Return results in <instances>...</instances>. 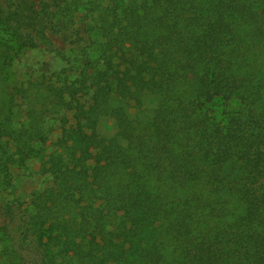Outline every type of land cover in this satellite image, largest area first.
Segmentation results:
<instances>
[{
  "label": "trees",
  "instance_id": "16d2710c",
  "mask_svg": "<svg viewBox=\"0 0 264 264\" xmlns=\"http://www.w3.org/2000/svg\"><path fill=\"white\" fill-rule=\"evenodd\" d=\"M42 15L83 22L95 56L0 108L3 184L51 177L37 264H264V0H0L3 75ZM0 264L29 263L4 244Z\"/></svg>",
  "mask_w": 264,
  "mask_h": 264
},
{
  "label": "rangeland",
  "instance_id": "374dc122",
  "mask_svg": "<svg viewBox=\"0 0 264 264\" xmlns=\"http://www.w3.org/2000/svg\"><path fill=\"white\" fill-rule=\"evenodd\" d=\"M1 1L10 5L12 9L19 0ZM41 17L40 25L36 30H32L39 46L27 48L18 53L11 65L6 67V76L2 74L1 62L2 55L7 50L0 47V108L6 105L8 95L15 85L24 87L27 80L32 77H37L40 74L49 75L71 66L77 67L95 56L91 44L92 37L86 32L83 22L75 21L63 24L58 22L56 16L42 15ZM46 39H50L53 46L64 57L51 50L46 45ZM86 49L88 52L84 54ZM76 75L77 73L73 72L71 79ZM12 106L15 112L18 108L23 109L19 95H15ZM68 116L70 117V114ZM59 124L58 116L48 120L47 125L53 129L50 139L54 140L59 135ZM105 126L108 129L111 127L110 124ZM12 170V186H5L0 177V249L4 244H7L27 263L37 264V253L30 238H26L24 229L26 218L31 210L30 198L35 191L51 184V177L39 172L36 160L29 162L23 168L13 167Z\"/></svg>",
  "mask_w": 264,
  "mask_h": 264
}]
</instances>
